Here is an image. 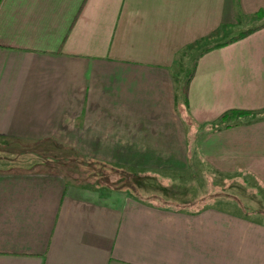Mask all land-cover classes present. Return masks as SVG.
<instances>
[{"label": "crops", "instance_id": "0c3cea01", "mask_svg": "<svg viewBox=\"0 0 264 264\" xmlns=\"http://www.w3.org/2000/svg\"><path fill=\"white\" fill-rule=\"evenodd\" d=\"M260 11L0 0V264H264V222L167 195L195 168L264 190V113L220 118L264 110ZM246 20L261 23L192 69Z\"/></svg>", "mask_w": 264, "mask_h": 264}, {"label": "rangeland", "instance_id": "374dc122", "mask_svg": "<svg viewBox=\"0 0 264 264\" xmlns=\"http://www.w3.org/2000/svg\"><path fill=\"white\" fill-rule=\"evenodd\" d=\"M259 23L261 21L252 22L246 20L239 27L228 30L223 38L230 39L244 31L252 29ZM184 58L185 56L182 59ZM190 71L189 65H187L184 71L185 76ZM106 173L109 172L106 171ZM110 174L109 177H114L119 175V172H110ZM171 178L173 179L168 180L167 183L170 181L173 185L181 187L182 195L176 197L179 192L175 188H172L175 192L167 194L173 197V199L170 198V202H176L175 204H181L186 207L196 206L197 208H200L202 204L213 203L219 208H226L235 213L241 212L242 214H247L248 218L252 220L264 222V190L257 187L252 180L245 181V178L235 177L233 182H230L231 179L223 181L221 175L206 168L190 169L187 173L178 175L176 178L171 176ZM167 183H162V185L159 184L158 186H171ZM153 187L155 185H151L150 191H152ZM223 201L236 203L240 209L236 206L229 207L223 205Z\"/></svg>", "mask_w": 264, "mask_h": 264}, {"label": "trees", "instance_id": "16d2710c", "mask_svg": "<svg viewBox=\"0 0 264 264\" xmlns=\"http://www.w3.org/2000/svg\"><path fill=\"white\" fill-rule=\"evenodd\" d=\"M264 15V11H260L259 13L256 14V16H262ZM255 29L257 28H252V29H249L247 31H244L240 34H238L237 36H234L222 43H218V44H215V45H212V46H208V47H205L192 61V69H194L196 67V64H197V61L199 60V58L206 52H209V51H212L214 49H217V48H221V47H224L232 42H235V41H238L242 38H244L245 36H247L248 34H250L251 32H253ZM191 76H192V71L186 76L185 80H184V83H183V86H182V94L185 96L186 93H187V89H188V84L190 82V79H191ZM264 113V110H261V111H230V112H227L225 114H223L220 118H224V117H229V116H250V115H257V114H262ZM107 172L109 173H106L107 176L106 177H109L110 174V171L108 170ZM118 176V175H116ZM120 176V175H119ZM104 177V178H106ZM120 184H118L119 187H123V186H127L126 184H123L125 183V179H120L119 180Z\"/></svg>", "mask_w": 264, "mask_h": 264}]
</instances>
